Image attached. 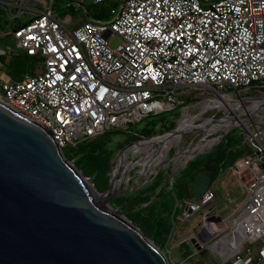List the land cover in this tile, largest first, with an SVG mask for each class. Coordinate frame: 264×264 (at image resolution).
Masks as SVG:
<instances>
[{"label": "built area", "instance_id": "built-area-1", "mask_svg": "<svg viewBox=\"0 0 264 264\" xmlns=\"http://www.w3.org/2000/svg\"><path fill=\"white\" fill-rule=\"evenodd\" d=\"M56 2L0 3V36L15 39L0 55L25 51L35 60L21 79L0 78V101L46 128L62 150L169 111L189 88H204L220 108L243 106L245 116L264 108V0ZM107 3L104 17H90L87 6ZM242 125L249 149L228 168L245 198L228 194L237 207L223 216L212 182L199 201L178 204L172 235L196 216L180 244L209 246L223 264L264 263V125Z\"/></svg>", "mask_w": 264, "mask_h": 264}, {"label": "water", "instance_id": "water-1", "mask_svg": "<svg viewBox=\"0 0 264 264\" xmlns=\"http://www.w3.org/2000/svg\"><path fill=\"white\" fill-rule=\"evenodd\" d=\"M111 174L109 190L100 191L95 175L67 158L46 128L0 101V264H170L112 205L128 190L111 194ZM211 183L205 170L197 173L195 201Z\"/></svg>", "mask_w": 264, "mask_h": 264}, {"label": "rangeland", "instance_id": "rangeland-1", "mask_svg": "<svg viewBox=\"0 0 264 264\" xmlns=\"http://www.w3.org/2000/svg\"><path fill=\"white\" fill-rule=\"evenodd\" d=\"M68 1L70 0H57L56 8H62ZM110 6L111 3H107L97 7L98 13L107 12ZM91 10L94 12L95 8L90 7ZM118 42L119 39L115 38L112 42L113 46H116ZM10 48H15L14 37L7 35L1 38L0 53H4ZM0 78L8 80L9 76L7 73L2 72L0 73ZM211 98L212 94L201 87L184 90L179 96L177 106L169 111H165V113H168V121L176 124V127L172 131L158 134L152 137V139L142 142L141 140L136 141L137 143L129 148L126 156L122 154L123 150H116L112 157L113 169L111 173L114 172L115 174L117 171V175L116 183H113L115 189L111 194H116L120 190V187L128 189L131 172L134 168L139 173L136 179L137 182L142 183L152 178L159 167L160 170L168 168L177 177L182 174L189 161L195 156L210 153L209 160L222 156L227 151L225 146L223 144L219 145V143L224 138L226 131L228 133L233 132L235 136L239 137V144L236 147L237 152L248 151L249 146L246 142V133L242 121L250 120L264 125V108H253V111H249L248 115L245 116L243 106L220 108L216 105L221 104L217 101H210ZM229 105L232 106L231 102H229ZM234 112L238 116H245L244 119L242 121L239 119H229L227 116H234ZM165 113L162 112L160 114ZM223 121L225 123H222ZM142 125L143 123H139L137 128H140ZM124 138L125 134L122 133L114 135L112 137L113 146L117 147L118 143ZM171 138L172 140H170ZM208 164L210 163H204L203 165L207 166ZM213 174L215 178L220 176L213 182V187L219 192V196L213 204L218 205V209L225 216L237 207V204H228V194L238 199L236 203L241 202L245 198V194H241L243 189L238 172H233L229 168L215 166ZM112 201L111 203L114 207L125 211L127 215L126 210L122 206H118ZM195 218L196 216L186 222L184 231L193 226ZM180 234L176 240L170 242L169 247L164 249V252L170 264H193L186 258L184 248L180 244Z\"/></svg>", "mask_w": 264, "mask_h": 264}, {"label": "trees", "instance_id": "trees-1", "mask_svg": "<svg viewBox=\"0 0 264 264\" xmlns=\"http://www.w3.org/2000/svg\"><path fill=\"white\" fill-rule=\"evenodd\" d=\"M88 7V6H87ZM94 7L95 11H90ZM98 6L89 5L88 11L92 18H102L97 10ZM2 9L0 7V16ZM5 72L12 79H21L26 73H32L34 57L25 51H18L11 57L0 55ZM165 113V112H164ZM168 113L154 114L139 123L131 125L126 131H109L94 139L84 141L76 146L64 149L67 158L74 161L75 165L86 175H95L94 182L100 191L110 188V174L113 169L112 157L116 150H123L130 144L172 131L176 124L169 122ZM125 134L117 147L112 144V137ZM239 137L233 132L228 133L219 143L223 144L226 153L220 157L209 160L210 153L193 157L180 176H175L168 168L161 169L146 182H137L139 173L136 168L131 172L130 184L125 194L115 198L112 202L122 206L127 211V217L138 225L141 230L163 250L172 242V235L177 226V216L181 210L178 204L185 199H192L191 183L200 170H205L215 180L214 167L228 168L246 152L236 151ZM210 163L207 166L204 163ZM117 171L114 174L113 183H116ZM185 254L190 251L187 244H181ZM191 250V249H190Z\"/></svg>", "mask_w": 264, "mask_h": 264}, {"label": "crops", "instance_id": "crops-1", "mask_svg": "<svg viewBox=\"0 0 264 264\" xmlns=\"http://www.w3.org/2000/svg\"><path fill=\"white\" fill-rule=\"evenodd\" d=\"M11 1H15V0H0V3L11 2ZM231 104L233 106L234 102H231ZM219 177H216L215 180H217V178H219ZM217 193H218V195H217V197H218L219 196L218 190H217ZM213 206H218V205L213 204ZM189 229L190 228H188L185 232H182L180 234V237L188 234V232H190ZM262 244H264V242H262L261 245ZM187 249L190 251V254L189 255L185 254L186 258H188V261H191L193 264H223V260L219 257L218 252L216 250L210 249L209 246H206V247L201 248V249L197 248L196 250H192L190 247ZM184 253H185V250H184ZM225 264H232V263H231V261L230 262L228 261ZM253 264H264V263L260 262V261H255Z\"/></svg>", "mask_w": 264, "mask_h": 264}, {"label": "bare ground", "instance_id": "bare-ground-1", "mask_svg": "<svg viewBox=\"0 0 264 264\" xmlns=\"http://www.w3.org/2000/svg\"><path fill=\"white\" fill-rule=\"evenodd\" d=\"M222 123H225V121H223ZM170 140H172V138Z\"/></svg>", "mask_w": 264, "mask_h": 264}]
</instances>
